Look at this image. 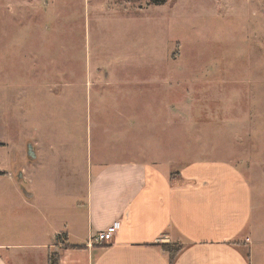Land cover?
Masks as SVG:
<instances>
[{"label": "rangeland", "instance_id": "374dc122", "mask_svg": "<svg viewBox=\"0 0 264 264\" xmlns=\"http://www.w3.org/2000/svg\"><path fill=\"white\" fill-rule=\"evenodd\" d=\"M147 1L0 0V167L73 192L132 118L138 133L155 127L146 102L161 97L170 160L234 163L264 219V0ZM147 83L159 87L133 89Z\"/></svg>", "mask_w": 264, "mask_h": 264}, {"label": "crops", "instance_id": "0c3cea01", "mask_svg": "<svg viewBox=\"0 0 264 264\" xmlns=\"http://www.w3.org/2000/svg\"><path fill=\"white\" fill-rule=\"evenodd\" d=\"M144 85L159 87L133 89ZM146 103L157 106L144 119L155 127L138 133L132 118L125 132L131 138L112 143L110 160L99 152L83 179L75 173L73 192L70 179L60 187L25 175L24 165L22 178L9 160L0 167V264H48L51 253L58 264H264L263 196L228 160L172 162L179 145H168V136L177 137L167 134L161 97ZM32 149L38 169L46 147L38 137ZM115 220L121 225L110 242L89 244ZM168 243L181 246L173 263L162 248Z\"/></svg>", "mask_w": 264, "mask_h": 264}, {"label": "built area", "instance_id": "2783aa9c", "mask_svg": "<svg viewBox=\"0 0 264 264\" xmlns=\"http://www.w3.org/2000/svg\"><path fill=\"white\" fill-rule=\"evenodd\" d=\"M120 225V221L115 220L105 230L98 232L94 237H92L89 244L102 245L110 242L113 239L116 231L120 228Z\"/></svg>", "mask_w": 264, "mask_h": 264}, {"label": "trees", "instance_id": "16d2710c", "mask_svg": "<svg viewBox=\"0 0 264 264\" xmlns=\"http://www.w3.org/2000/svg\"><path fill=\"white\" fill-rule=\"evenodd\" d=\"M152 1L155 3H161L163 0H152ZM61 237H63V235H57L56 241L61 239ZM162 248L169 252L171 263L175 261L176 257L178 256L181 250V246L179 244H170V243L162 244ZM48 264H58L55 253L50 254Z\"/></svg>", "mask_w": 264, "mask_h": 264}, {"label": "water", "instance_id": "95a60500", "mask_svg": "<svg viewBox=\"0 0 264 264\" xmlns=\"http://www.w3.org/2000/svg\"><path fill=\"white\" fill-rule=\"evenodd\" d=\"M27 154H28V157L29 158H31V157L34 156V153H33V149H32L31 144H28V146H27ZM19 178H22V175H20Z\"/></svg>", "mask_w": 264, "mask_h": 264}]
</instances>
